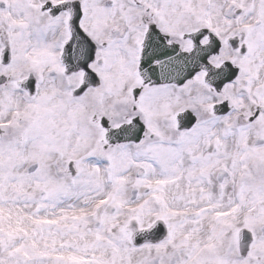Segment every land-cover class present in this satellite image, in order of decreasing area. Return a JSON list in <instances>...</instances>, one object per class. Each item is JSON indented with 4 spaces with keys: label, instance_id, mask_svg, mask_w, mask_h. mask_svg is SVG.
<instances>
[{
    "label": "snow or ice",
    "instance_id": "obj_1",
    "mask_svg": "<svg viewBox=\"0 0 264 264\" xmlns=\"http://www.w3.org/2000/svg\"><path fill=\"white\" fill-rule=\"evenodd\" d=\"M0 264H264V0H0Z\"/></svg>",
    "mask_w": 264,
    "mask_h": 264
}]
</instances>
